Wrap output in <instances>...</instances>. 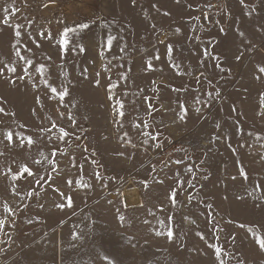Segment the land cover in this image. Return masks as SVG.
<instances>
[{
	"label": "rangeland",
	"instance_id": "1",
	"mask_svg": "<svg viewBox=\"0 0 264 264\" xmlns=\"http://www.w3.org/2000/svg\"><path fill=\"white\" fill-rule=\"evenodd\" d=\"M261 67L264 0H0V264H264Z\"/></svg>",
	"mask_w": 264,
	"mask_h": 264
},
{
	"label": "snow or ice",
	"instance_id": "2",
	"mask_svg": "<svg viewBox=\"0 0 264 264\" xmlns=\"http://www.w3.org/2000/svg\"><path fill=\"white\" fill-rule=\"evenodd\" d=\"M5 23H6V21H5ZM81 29H87L88 27H89V25L88 24H81L80 26H79ZM68 31H75L74 29H72V30H66L65 31V33H64V36L65 37H67V33H68ZM20 33L19 32H17V35H19ZM112 37H109L108 38V43H109V45L111 44V41H112ZM64 43L65 44H67V39H65L64 40ZM237 59H239V57H237ZM12 71H15V68H12L11 69ZM223 70V69H222ZM259 71L261 72V73H264V67H261L260 69H259ZM97 83H99L98 81H97ZM53 91H55V89H53ZM65 94H67V90H65ZM121 107H122V105H121ZM0 111H2V109H0ZM120 115L122 116L123 115V112L121 111L120 112ZM12 138V134L11 133H8V139H11ZM27 170V169H26ZM245 175V178H246V174H244ZM169 236H171L172 235V232L171 231H169ZM262 246H264V242H262Z\"/></svg>",
	"mask_w": 264,
	"mask_h": 264
},
{
	"label": "bare ground",
	"instance_id": "3",
	"mask_svg": "<svg viewBox=\"0 0 264 264\" xmlns=\"http://www.w3.org/2000/svg\"><path fill=\"white\" fill-rule=\"evenodd\" d=\"M130 205H132V204H130Z\"/></svg>",
	"mask_w": 264,
	"mask_h": 264
}]
</instances>
